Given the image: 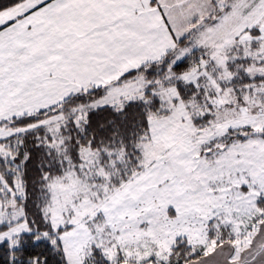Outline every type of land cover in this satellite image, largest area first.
<instances>
[{
    "label": "snow or ice",
    "instance_id": "obj_1",
    "mask_svg": "<svg viewBox=\"0 0 264 264\" xmlns=\"http://www.w3.org/2000/svg\"><path fill=\"white\" fill-rule=\"evenodd\" d=\"M0 264H264V0H0Z\"/></svg>",
    "mask_w": 264,
    "mask_h": 264
}]
</instances>
